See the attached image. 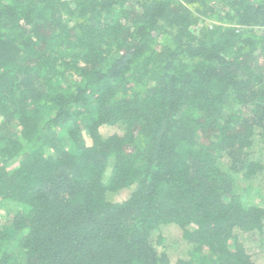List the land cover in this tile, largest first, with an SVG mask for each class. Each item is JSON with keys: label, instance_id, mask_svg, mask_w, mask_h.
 Masks as SVG:
<instances>
[{"label": "trees", "instance_id": "1", "mask_svg": "<svg viewBox=\"0 0 264 264\" xmlns=\"http://www.w3.org/2000/svg\"><path fill=\"white\" fill-rule=\"evenodd\" d=\"M253 190L264 0H0V264H264Z\"/></svg>", "mask_w": 264, "mask_h": 264}, {"label": "rangeland", "instance_id": "2", "mask_svg": "<svg viewBox=\"0 0 264 264\" xmlns=\"http://www.w3.org/2000/svg\"><path fill=\"white\" fill-rule=\"evenodd\" d=\"M210 15L212 16V18L202 19L200 21V24L197 27L199 28V27L205 25L206 23L208 25L213 24L214 20L216 18L214 15H212V14H210ZM225 104L226 105L222 108L221 113L218 114L219 116H221L222 113H223V115H226V112H229L230 110L235 108L234 101H233L232 97L229 98ZM13 161H16V160H13ZM111 170H112V168L110 167L107 171V174H106L107 178L110 176ZM244 197L248 203H253L255 205H260V206L264 207V190H253L249 194L245 195ZM14 212H16V205L14 203L6 201L0 205V225L3 228L10 227L11 219H12Z\"/></svg>", "mask_w": 264, "mask_h": 264}]
</instances>
